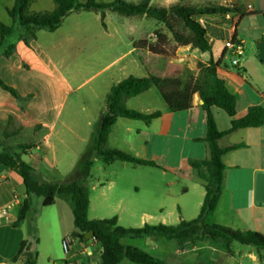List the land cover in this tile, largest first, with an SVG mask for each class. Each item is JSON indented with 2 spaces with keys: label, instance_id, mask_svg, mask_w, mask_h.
I'll return each instance as SVG.
<instances>
[{
  "label": "crops",
  "instance_id": "1",
  "mask_svg": "<svg viewBox=\"0 0 264 264\" xmlns=\"http://www.w3.org/2000/svg\"><path fill=\"white\" fill-rule=\"evenodd\" d=\"M87 1L79 0L81 3ZM96 1L110 3L113 0ZM179 1L171 0V4ZM201 2L234 5L239 13L233 14L232 17L229 14V19L225 17L199 19L206 30V39L210 45L209 52L197 55L196 49L174 43L171 45L173 48L171 51L153 55L150 50L151 39H148L149 42L144 48L132 47V54L137 52L140 54L124 64L121 70L145 65L149 71L159 73L147 74L145 77L155 76L176 80V86L167 89L169 96L175 98L176 107L170 109L160 89L152 86L157 88L164 102V107L158 110L161 111V116L153 119L149 125H145L142 121L117 118L107 142L108 144L113 141L115 145L110 149L127 152L140 159L155 163L161 159L162 162L156 164L163 167V172L166 169L172 176V179L164 185L168 188L178 186L177 191L170 195L171 200L168 203L162 197H158L157 202H137L134 197L125 198L122 192L110 202L109 196L115 188V181L109 180L106 184L99 182V213L103 210V215L107 217L88 216L89 219L116 216L118 224L122 226L120 211H125L131 217L138 215L139 221L128 222L130 224L122 227L140 228L144 224L176 225L182 220L189 221L197 217L204 197L205 182L198 177L197 171L188 165L187 160L210 159L208 145L196 141L203 138L206 131L205 113L201 108L198 93L194 90L199 72L197 61L207 63L211 59L214 62L220 60L217 73L224 80L227 90L237 98L235 119L245 116L251 106L258 105L264 110V19L262 16L264 0H200ZM14 3L15 0H0V22L6 26L12 25L7 10L12 8ZM53 9V0H33L29 6V11L35 13L51 12ZM79 15H69L54 32L39 31L36 37L29 39L27 43L16 42L15 49L9 57L0 56V79L7 86L15 89L18 95L15 98L0 88V151L17 150L19 145L30 144L28 149L21 152V159L39 170L47 181L72 180V171L81 157L77 151L70 152L63 138V131H56L63 104L57 101V93L61 85H67L62 72L70 69L73 63L68 48L75 45L72 44L75 39L70 36L65 37L64 42L57 41V34L68 19ZM231 36L238 37L244 46L238 68L231 67L224 54L223 42ZM216 46L218 52L214 56L213 50ZM172 51L177 57H173ZM174 59L179 62L174 63ZM110 65L111 63L102 70ZM154 111L157 110L148 113ZM212 112L217 129L227 130L231 119L225 113L226 117H224L221 113L223 111L218 108H213ZM4 132L10 134L4 136ZM67 132L73 133V131ZM21 135H25V142L11 141L12 138ZM218 143L222 147L236 144H244V146L229 151L222 157L226 168L221 195L217 207L205 218V223L232 230L255 231L264 235V124L257 128L239 129L222 137ZM58 146H62L63 153H67V157L64 156L67 161L62 170L59 168ZM134 189L137 190V186ZM189 194H192L190 199L187 197ZM26 197L21 177L11 169L0 165V264H24L22 257L15 263L10 260L16 255L21 241L27 239L24 221L18 226H13L19 206ZM28 199L32 208L34 196ZM90 199L88 215L93 208ZM189 200L193 201L190 203ZM48 207H55L57 210V216L52 222L53 227L57 229L55 241L57 243L60 241L62 244L64 240H68L70 249L68 253L63 252L59 260L50 250L42 254L38 253L37 240L31 249L36 253L35 264L40 255L45 256L52 264H99V249H91L96 245L92 239L81 242L72 236L75 228L61 229L59 226L64 213L67 211L72 213L70 205L61 199H56L53 205ZM120 242L123 245L142 248L152 256L170 264H264V250H256L252 246L237 242H232L228 250L223 249L219 242L206 240L179 245L174 240L158 236L137 239L126 237ZM125 262L129 261L122 259L119 264H126Z\"/></svg>",
  "mask_w": 264,
  "mask_h": 264
},
{
  "label": "trees",
  "instance_id": "2",
  "mask_svg": "<svg viewBox=\"0 0 264 264\" xmlns=\"http://www.w3.org/2000/svg\"><path fill=\"white\" fill-rule=\"evenodd\" d=\"M33 0H15L12 8L7 10L12 20L11 26L0 22V56L9 57L18 41L28 42L36 37L37 32L56 31L71 14L94 12L100 15L101 25L105 28L104 18L110 12L120 17H147L163 24L171 33L174 42L179 46H191L201 53L209 52L210 45L206 39V30L199 22L202 17H224L227 14H238L234 5L205 3L189 5L180 0L168 7L151 4V0H113L110 3L88 0H53L54 9L51 12H30L29 6ZM264 19V13L262 14ZM141 48L146 46V43ZM220 60L212 59L198 65V76L194 83V90L198 93L201 108L205 113V136L196 141L205 142L210 150V159L187 160L188 165L197 171L198 177L205 182L204 197L196 218L182 220L176 225L144 224L140 228H125L118 224L117 217L105 219H89L90 189L85 181L91 176L95 159H101L104 164L126 162L133 166H149L160 168L154 161L137 158L127 152L107 148L109 133L117 118L142 121L149 125L155 118L161 116V111L142 113L126 106L127 100L147 92L152 86L160 89L163 98L170 109L176 107V100L169 96L167 89L176 86L174 79H162L155 76H128L112 85L106 96L105 110L99 116L95 130L90 137L84 154L78 159L73 171V179L69 181H47L39 170L21 159V152L28 149L30 144H23L17 150L5 149L0 151V165L17 173L25 186L27 197L19 206L18 215L13 226L24 221L31 211L29 197L37 196L42 199V206L53 205L56 199L67 201L70 205L73 226L72 236L81 242H87L85 234L93 233L92 240L98 243L99 264H119L126 259L133 264H170L154 257L142 248L123 245L122 238H144L149 236L163 237L174 240L179 245L194 244L201 241L219 242L225 250L232 242L264 250V235L255 231L232 230L231 228L205 223V218L215 210L222 191L225 165L222 157L229 151L236 150L244 144L222 147L218 141L242 128H257L264 124V110L255 105L248 108L245 116L235 119L237 98L231 94L224 80L218 75ZM0 88L13 97H18L12 87L7 86L0 79ZM213 108L222 110L230 119V127L219 131L212 112ZM8 136L9 132H4ZM37 239L29 238L21 241L16 255L10 260L15 263L18 258L24 259V264H35L36 253L31 249Z\"/></svg>",
  "mask_w": 264,
  "mask_h": 264
},
{
  "label": "rangeland",
  "instance_id": "3",
  "mask_svg": "<svg viewBox=\"0 0 264 264\" xmlns=\"http://www.w3.org/2000/svg\"><path fill=\"white\" fill-rule=\"evenodd\" d=\"M132 1L137 2V0ZM182 2L189 5H191L190 3H193V5L208 3H200V0H182ZM151 4L159 7L172 5L171 0H151ZM79 14L78 17L68 19L57 34V41L64 42V38L70 36L73 40L75 39L72 42L75 45L68 48L73 63L70 69L62 72L67 85H61L57 93V101L63 104L56 131H63V138L66 140L70 152L71 150L77 151L80 156L86 151L90 137L95 130L96 122L105 110L109 87L130 74L137 77H145L147 74H159L149 71L145 65L121 70L124 64L129 62L135 55L140 54V52L132 54L131 48L141 49L144 45L143 42L147 44L148 39H151L152 46L150 50L153 55L165 54L173 49L171 45H174L175 42L171 33L163 24L144 16L127 18L108 12L104 18L105 28H103L99 14L94 12ZM230 16L232 17V15ZM79 33L80 35H76ZM196 51L197 55L201 53L197 49ZM217 52L218 47L216 46L213 55L215 56ZM118 57L121 58L115 61ZM173 57H177V55L174 54ZM227 57L226 59H228ZM173 62L178 63L179 61L174 59ZM110 63V66L102 70ZM201 63L200 61L196 62L197 66ZM126 106L129 109L148 113L153 110H161L164 107V102L157 88L152 87L146 93L127 100ZM221 113L226 117L224 112ZM67 131H73V133ZM11 141L22 143L26 141V137L25 135L16 136ZM112 147H115V145L113 141H110L107 148ZM63 152V147L58 146L57 153L60 157L59 168L61 170L65 167L63 165L67 161V158H64V156L67 157V153ZM160 162H162L161 159L156 161L157 164H160ZM164 170L165 172H163V167L133 166L122 162L107 165L101 159H95L91 176L85 181L90 189V200L93 205L88 216L91 218L107 217V215H103V210L99 213V182L106 184L109 180L115 181V188L109 196L110 202L122 192L121 194L125 198L134 197L137 202H157L158 197H162L168 203L171 200L170 195L177 191L178 186L168 188L164 185L165 182L172 179L169 172L166 169ZM93 186L94 189L92 190ZM135 186H137V190L134 189ZM187 197L190 199L192 194ZM193 200H189V202L191 203ZM65 203L69 205L67 201ZM120 212L122 226L130 224L128 222L139 221L138 215L131 217L125 211ZM56 216L57 210L55 207L42 206L41 198L34 196L31 211L24 220L23 226L26 229L27 238L38 240V253L42 254L44 251L50 250L60 260L63 255L62 244L60 241L59 243L55 241V230L57 229L52 225ZM72 220V213L67 211L60 221V228L74 229ZM125 263L131 264L129 262ZM37 264H52V262H49L45 256L40 255Z\"/></svg>",
  "mask_w": 264,
  "mask_h": 264
},
{
  "label": "built area",
  "instance_id": "4",
  "mask_svg": "<svg viewBox=\"0 0 264 264\" xmlns=\"http://www.w3.org/2000/svg\"><path fill=\"white\" fill-rule=\"evenodd\" d=\"M226 19H229V14L225 15ZM224 54L228 58L229 65L234 68L239 67V59L244 53L243 42L236 36H231L223 42ZM70 245L68 240L62 242V250L64 253H68Z\"/></svg>",
  "mask_w": 264,
  "mask_h": 264
},
{
  "label": "water",
  "instance_id": "5",
  "mask_svg": "<svg viewBox=\"0 0 264 264\" xmlns=\"http://www.w3.org/2000/svg\"><path fill=\"white\" fill-rule=\"evenodd\" d=\"M30 201V200H29ZM92 237H93V233L92 232H88V233H86L85 234V238L87 239V240H89V239H92ZM99 249L100 248V246H99V244L98 243H96V245L95 246H92L91 247V249Z\"/></svg>",
  "mask_w": 264,
  "mask_h": 264
}]
</instances>
